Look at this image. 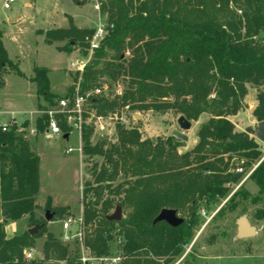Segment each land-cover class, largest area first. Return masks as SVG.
I'll return each instance as SVG.
<instances>
[{
  "label": "trees",
  "instance_id": "obj_1",
  "mask_svg": "<svg viewBox=\"0 0 264 264\" xmlns=\"http://www.w3.org/2000/svg\"><path fill=\"white\" fill-rule=\"evenodd\" d=\"M97 2L99 14L107 20V35L73 82L80 80V94L98 87L105 77L111 82L126 80V87L120 96L115 91L111 99L108 93L91 99L96 115L107 117L127 108L155 113L172 110L189 122L209 116L197 132L196 145L183 155H178L172 139L142 140L137 129L117 126L116 142L108 146L91 145L88 127L81 132L82 155L104 159L99 172H91L96 186L82 183L84 245L104 255L113 238L111 232L119 228L125 257L120 264H160L154 259L167 264L192 235L188 224H196L200 203L209 206L225 198L231 185L259 160L255 141L247 133L235 132L228 117L245 108L246 85L264 86V44L256 40L264 30V0ZM66 18L67 29L43 33L46 42L66 41L61 52L70 53L73 46L86 52L94 30L79 29ZM1 39L0 32V89L5 86L4 78L14 74L34 84L37 95L53 105L59 96L49 91L48 71L34 65L33 76L26 78L9 59ZM107 51L114 54L111 62L99 68ZM72 90L69 88L67 95ZM256 102L252 116L260 123L264 121V90L258 91ZM43 122L38 119L37 131L45 130ZM6 125L3 131L0 123V264H25L24 249L46 232V223L34 217L40 162L23 135L27 123L18 127L9 120ZM234 159L241 164L235 166ZM239 169L241 173H235ZM119 176L124 177L123 182L113 186ZM248 179L264 193L263 162ZM237 196L244 195L234 192L225 203L228 209H233ZM117 206L122 211L121 221H107ZM162 209L183 213V224L177 228L165 223L152 226ZM25 216L30 227H43L34 236L27 231L21 237L6 238L5 225ZM46 237L45 254L49 250L63 252L59 258L63 261L65 249L51 234ZM58 264H76V258Z\"/></svg>",
  "mask_w": 264,
  "mask_h": 264
},
{
  "label": "rangeland",
  "instance_id": "obj_2",
  "mask_svg": "<svg viewBox=\"0 0 264 264\" xmlns=\"http://www.w3.org/2000/svg\"><path fill=\"white\" fill-rule=\"evenodd\" d=\"M4 1L0 0V32L9 59L26 76L33 74L34 64L47 69L51 89L59 94L64 92L65 86L68 89L75 88L80 80L78 79L77 83L73 82L77 78V73L69 68V63L73 59L80 60L83 57H88L89 65L93 60L92 55L76 46L72 47L70 53L61 52L59 50L67 42H56V48L55 44L45 41L43 33L51 29H67L69 26L67 16L78 28L95 30L99 24L105 26L106 17L99 16L94 8H99L97 0H80L84 1L82 6H78L72 0H16L8 10L3 8ZM256 40L264 44V30L260 32ZM71 53L73 55H68ZM113 55L112 51H107L99 68L103 63L111 62ZM126 58H129L128 54H126ZM4 79L6 85L0 89V120L3 121L2 124H8L9 118H15L18 122L26 119L17 126L20 127L23 123H27V128L22 132L27 140H31L30 144L34 146L40 162L39 191L34 217L40 223H44L45 212L49 211L53 214L52 220L49 222L51 225L46 229V232L35 238L32 246L24 249V251H33V259L27 260L23 254V261L26 262L25 264L64 263L67 259L76 258L79 248L77 245H64L59 241L61 221L67 217L80 216L82 183L87 182L93 187L96 186L91 172L93 170L99 172L104 159L98 156L88 158L81 155L79 148L82 147L80 137L83 128L81 132L74 128L69 129L67 119L60 114L56 115V119L62 131L69 133L68 139L52 138L45 135L44 130L37 131L41 108L56 112L58 98L52 101L53 105H50L35 93V87L32 84L22 78L10 74ZM97 84L98 87L107 85L106 93L111 99L117 89H125L126 80L119 79L116 82H111L105 77L101 78ZM246 88L247 95L243 100L245 108L235 115L229 116L228 120L234 125L235 132L247 133L249 138L255 141L260 152L259 160L242 174L236 184L231 185V190L225 198L209 206L200 203L196 224L193 225L192 221L188 220V225L191 223L192 235L187 237L186 243L181 245V253L170 258L171 260L167 264H264V193L260 194L255 182L248 179L257 165L261 162L264 165V143L254 138L259 122L252 116L257 105V93L263 91L264 86L257 88L248 84ZM66 95L67 91L60 95L59 99ZM111 116L112 118L109 119ZM136 116H139L140 119L137 120ZM179 117L180 115L172 110L155 113L124 108L115 115L109 114L107 119L101 122L103 130L98 128L99 124L98 126L93 125L95 120H92L90 127L92 134L89 142L91 145L102 143L106 146L115 143L116 127L121 126L126 130L137 129L142 140H151L155 143L156 140L172 139L177 146L178 155H183L189 152L185 151L190 146L189 139L197 138L198 130L202 124L207 122L209 116L204 114L196 121H190L191 129L188 131L179 129L177 125ZM33 130L36 132L33 133ZM175 131L186 136L188 140L183 141L173 137L172 133ZM67 148H72L73 151L67 153ZM233 164L237 166L241 163L234 159ZM235 173L240 174L241 172L236 170ZM123 180L124 177L119 176L113 186L122 183ZM236 191H241L244 196L235 197L233 209H228L225 203ZM55 212L59 213L57 217L54 215ZM243 215L256 228L257 234L253 238L239 240L236 238V221ZM178 217L185 219L184 214L180 212ZM12 223L14 222L9 221L4 227L8 239L21 237L33 228L29 226L28 218L27 221L17 222L14 231L10 226ZM17 229L18 231H16ZM47 234H51L65 249L63 261L59 259L63 252L55 254L49 250L45 254L44 243L47 240ZM108 246L111 252H115L117 243L112 241ZM154 260L164 264L162 263L164 260Z\"/></svg>",
  "mask_w": 264,
  "mask_h": 264
},
{
  "label": "built area",
  "instance_id": "obj_3",
  "mask_svg": "<svg viewBox=\"0 0 264 264\" xmlns=\"http://www.w3.org/2000/svg\"><path fill=\"white\" fill-rule=\"evenodd\" d=\"M16 0H5L3 3V8L5 10L10 9V5ZM107 35V24L105 26L99 24L94 30L93 35L88 40V48L86 52L89 55H93L94 51L99 49L101 41ZM89 58L83 57L80 60H72L69 63L70 69L74 70L76 73L81 74L84 68L88 65ZM108 90L107 85L103 87H96L95 89L80 94L79 84L73 88L72 92L57 100L56 106L57 111L54 112L47 108L40 111L41 116L39 119L44 118L45 135L53 138L69 136V133H64L57 122L56 115L60 114L65 119H67L68 128H74L81 132L82 128L91 127L92 120H95L93 125L98 126L99 129L103 130L101 122L106 120L107 117H102L96 115L95 111L91 107V99L106 95ZM122 90L117 89L116 94L121 95ZM111 115V114H110ZM115 115V114H113ZM112 116L109 118L111 119ZM15 124V123H14ZM7 125L3 124L2 130L7 129ZM33 133L36 130L32 131ZM81 139V137H80ZM81 151V148H79ZM72 148H67L66 152L71 153ZM241 172V170H237ZM119 228H116L111 234L113 238L107 242V253L104 255H97L90 251L84 245V232H83V219L82 214L79 217H67L65 220L61 221V233L59 235V241L64 245H77L79 248L78 256L76 257V264H120L124 260V253L122 247L124 245V240L120 235H117ZM115 241L117 243V248L115 252H111L109 249V242ZM25 259H33V251H24Z\"/></svg>",
  "mask_w": 264,
  "mask_h": 264
},
{
  "label": "water",
  "instance_id": "obj_4",
  "mask_svg": "<svg viewBox=\"0 0 264 264\" xmlns=\"http://www.w3.org/2000/svg\"><path fill=\"white\" fill-rule=\"evenodd\" d=\"M136 119L139 120V116H136ZM177 125L180 130L182 131H188L191 129V123L187 121L184 117L180 116L177 119ZM172 136L187 141V137L181 134L180 132H173ZM64 139H68V136L65 135L63 137ZM254 138L258 141L264 143V121L259 123L258 130L254 134ZM53 217V214H51L49 211L45 212L44 220L45 222L49 223L51 222ZM122 219V211L119 206L115 208L112 214L106 217V220L113 223H118ZM184 220L180 217H178V212L173 209H162L158 215L154 218L152 222V226H155L159 223H165L170 228H177L183 224ZM237 234L236 238L239 240H245L250 239L256 236L257 230L254 226H252L248 220V218L243 215L241 216L237 221ZM43 227V224L36 225L33 228L28 230V234L30 236H34L38 233V231Z\"/></svg>",
  "mask_w": 264,
  "mask_h": 264
},
{
  "label": "crops",
  "instance_id": "obj_5",
  "mask_svg": "<svg viewBox=\"0 0 264 264\" xmlns=\"http://www.w3.org/2000/svg\"><path fill=\"white\" fill-rule=\"evenodd\" d=\"M96 10H97V12L99 13V11H98V7H94ZM99 16H100V14H99ZM101 18V17H100ZM77 27V26H76ZM78 28V27H77ZM79 29H90V28H79ZM96 29V28H95ZM47 31V30H46ZM44 36V35H43ZM45 38V37H44ZM45 41H46V39H45ZM52 44H55V46H56V42H54V43H52ZM56 48H57V46H56ZM8 54V53H7ZM68 55H73L72 53L71 54H68ZM74 60V59H73ZM35 65V64H34ZM37 66V65H36ZM38 67V66H37ZM39 68H42V67H39ZM70 68V67H69ZM45 69V68H44ZM47 70V69H46ZM48 71V70H47ZM48 73H49V71L47 72V78H48ZM25 75V74H24ZM33 76V74L31 75V76H26L25 75V77L26 78H31ZM24 80V79H23ZM25 81H27V80H25ZM49 81V80H48ZM28 82V81H27ZM29 83V82H28ZM30 84H32V83H30ZM5 85H6V82H5ZM34 87H35V85L34 84H32ZM5 87V86H4ZM3 89V88H2ZM68 90V88H67V86H65V90H64V92H66ZM49 91H50V93L51 94H54V95H57V96H60V95H62V94H59L58 92H55V91H53L52 89H51V86H50V83H49ZM35 93H36V88H35ZM9 120H13V122L16 124V125H19L20 123H22L23 121H25V120H21V121H16V119L15 118H9ZM0 123L2 124L3 123V121H1L0 120ZM53 138V137H52ZM68 138H69V136H68ZM30 143H31V140L29 139L28 140ZM188 143H190V146H189V148H187V150H185V151H190L191 149H193V147L196 145V143H197V138L196 137H193L192 139H189V141H188ZM31 148H32V151L36 154V152H35V149H34V146L31 144ZM37 155V154H36ZM82 155V154H81ZM39 165H40V163H39ZM39 170H40V166H39ZM81 190H82V186H81ZM38 195V194H37ZM36 199H37V196H36ZM35 204H36V200H35ZM81 214H82V207H81ZM80 214V215H81ZM34 215H36V210H34ZM27 217V216H26ZM26 217H23V218H21L19 221H17V222H20V221H27V218ZM37 217V216H36ZM17 222H14V223H12L10 226L12 227V229H13V231L15 230V228H14V226L16 225V223ZM50 223H48L47 225H46V229H48L49 227H50ZM16 231H18V229L16 230Z\"/></svg>",
  "mask_w": 264,
  "mask_h": 264
}]
</instances>
